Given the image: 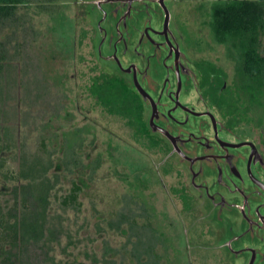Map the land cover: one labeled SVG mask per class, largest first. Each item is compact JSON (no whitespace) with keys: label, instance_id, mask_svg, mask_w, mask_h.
Returning <instances> with one entry per match:
<instances>
[{"label":"rangeland","instance_id":"1","mask_svg":"<svg viewBox=\"0 0 264 264\" xmlns=\"http://www.w3.org/2000/svg\"><path fill=\"white\" fill-rule=\"evenodd\" d=\"M60 3L59 10L45 11L21 1L0 18L2 202L13 205L14 188L30 179L14 178L21 169L28 175L33 164L47 169L54 184L47 217L58 237L48 249L49 264H220L215 224L201 219L198 201L190 208L180 196L183 172L166 168L164 154L145 150L123 113L91 95V76L112 68L93 58L91 33L79 43L95 19L79 18L74 0ZM212 3L194 0L179 9L178 40L182 50L199 51L189 57L212 62L235 89L236 60L228 56L234 50L209 30L205 14ZM222 110L231 121L228 108ZM249 112L238 122L241 129L264 138V125ZM73 182L79 190L71 201Z\"/></svg>","mask_w":264,"mask_h":264},{"label":"flooded vegetation","instance_id":"2","mask_svg":"<svg viewBox=\"0 0 264 264\" xmlns=\"http://www.w3.org/2000/svg\"><path fill=\"white\" fill-rule=\"evenodd\" d=\"M191 1L74 0L79 18L95 19L79 43L91 33L95 61L110 65L130 91L136 141L163 153L166 168L185 175L180 196L190 208L198 201L201 219L215 224L212 240L220 264H264V138L257 140L222 117L223 106L211 97L226 89L225 81L217 84L224 75L210 77V84L216 78V90L205 85V61L182 50L179 9ZM216 1L208 6V22Z\"/></svg>","mask_w":264,"mask_h":264},{"label":"trees","instance_id":"3","mask_svg":"<svg viewBox=\"0 0 264 264\" xmlns=\"http://www.w3.org/2000/svg\"><path fill=\"white\" fill-rule=\"evenodd\" d=\"M21 1L35 3L45 11H56L61 8L60 0H0V18L13 13ZM209 26L215 38L234 50L228 56L236 60L235 89L226 85L219 97L211 100L217 106H226L231 125H238L247 112L254 113L257 126L264 125V0H220L211 7ZM205 85L215 90L223 80L210 84V77L221 76L220 70L213 65L203 63ZM0 70L2 58L0 57ZM112 70L101 71L92 75L87 85L98 103H105L112 112H121L128 119L132 129L136 124L135 110L130 105V91L124 89ZM129 107H126V105ZM229 107L233 108L229 111ZM2 144L0 143V152ZM76 163V159H74ZM31 174L22 173L15 179H26L25 184L14 188L15 202L6 205L2 202L0 192V264H49V248L58 240L47 217L50 205L49 195L53 188L50 177L45 175L46 168L36 169L35 164L28 167ZM38 173V174H37ZM71 194L67 199L74 201L79 186L73 182ZM67 199L62 200L67 204ZM117 225V224H116ZM84 264V263H79Z\"/></svg>","mask_w":264,"mask_h":264},{"label":"water","instance_id":"4","mask_svg":"<svg viewBox=\"0 0 264 264\" xmlns=\"http://www.w3.org/2000/svg\"><path fill=\"white\" fill-rule=\"evenodd\" d=\"M135 87L137 88V90L140 92V93H142V94H144V92L142 91V89L138 86V84L135 82ZM145 95V94H144ZM152 118H153V115L150 117V121H152Z\"/></svg>","mask_w":264,"mask_h":264}]
</instances>
